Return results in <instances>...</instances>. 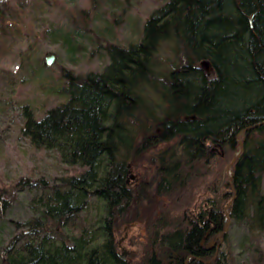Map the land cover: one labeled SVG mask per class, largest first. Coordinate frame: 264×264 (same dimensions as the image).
I'll list each match as a JSON object with an SVG mask.
<instances>
[{
  "label": "trees",
  "instance_id": "obj_1",
  "mask_svg": "<svg viewBox=\"0 0 264 264\" xmlns=\"http://www.w3.org/2000/svg\"><path fill=\"white\" fill-rule=\"evenodd\" d=\"M2 14L0 59L31 42L15 78L35 84L16 101L20 137L53 151L60 174L0 180V219L20 192L39 188L30 216L9 220L0 264H183L204 257L207 229L214 222L221 234L228 220L258 241L243 264H264V0L157 2L144 19L128 16L129 43L97 36L109 61L84 73L49 68L46 35ZM115 17L106 26L118 27ZM59 31L62 46L77 47L73 29ZM136 231L144 240L123 259L117 237Z\"/></svg>",
  "mask_w": 264,
  "mask_h": 264
},
{
  "label": "rangeland",
  "instance_id": "obj_2",
  "mask_svg": "<svg viewBox=\"0 0 264 264\" xmlns=\"http://www.w3.org/2000/svg\"><path fill=\"white\" fill-rule=\"evenodd\" d=\"M11 1V6L7 7L6 2L0 0L3 11L0 13H5L7 19L14 18L15 22L25 24L27 28L32 27L31 29L34 28L37 32L46 35L45 40L40 44V52H49L46 57L54 55V63L48 66L49 68L55 69L56 63L59 62L69 70L84 73L104 67L109 61L104 50L98 47L95 40L97 36L109 38L115 35L129 43L132 35L130 34L131 20L129 21L128 16L132 15L136 20L137 16L144 19L155 8L157 2L165 0H94L93 5L90 0ZM112 14L116 15L115 18L122 15L118 27L106 26L109 25L107 22ZM60 26L61 28L69 26L75 31L74 33L78 34L77 47L61 45ZM14 44L16 45L14 57L5 56L0 59V76L5 77L3 81H0V180L4 183H16L21 177L30 179L43 177L45 181L50 182L51 178L60 174L55 153L34 149L26 139L20 137L22 109L16 101L27 96V93L32 95L35 84H16L15 78L24 76V73L20 71L21 56L29 50L31 42L23 40ZM91 51H93L92 55L89 54ZM160 55L163 59H167L170 57V50L165 47ZM203 65L209 69L208 63ZM7 73L11 75L6 77ZM13 75H15L14 78H12ZM148 157L150 158V155ZM143 164L147 165V162ZM139 169L142 170L143 167ZM131 180H135L133 172H131ZM38 191L37 186L27 187L19 193L17 202L4 211V219H0V250L13 233V226L9 220L25 221L31 214L30 204ZM178 200L180 202V199ZM94 215V203H92L89 211L83 216L91 224L95 218ZM226 233L228 240L222 247L220 244L219 250V256L222 252L225 257L221 260L217 257L215 262L218 263L219 260L221 264H230L229 258L233 257L232 264H243L254 248L251 241L258 243L254 238L255 233L249 232L244 224H233L231 221ZM117 238H119L117 240L120 252L122 254L125 252L127 257L129 253L136 250L137 243L144 240V233L125 232L123 237ZM221 242H223L222 239ZM260 244L264 249V239L260 241Z\"/></svg>",
  "mask_w": 264,
  "mask_h": 264
},
{
  "label": "flooded vegetation",
  "instance_id": "obj_3",
  "mask_svg": "<svg viewBox=\"0 0 264 264\" xmlns=\"http://www.w3.org/2000/svg\"><path fill=\"white\" fill-rule=\"evenodd\" d=\"M220 232L217 230L216 224L213 222L211 229H207L204 237L198 244V251L202 252L204 257L196 255H187L183 264H212L219 255L220 250Z\"/></svg>",
  "mask_w": 264,
  "mask_h": 264
},
{
  "label": "water",
  "instance_id": "obj_4",
  "mask_svg": "<svg viewBox=\"0 0 264 264\" xmlns=\"http://www.w3.org/2000/svg\"><path fill=\"white\" fill-rule=\"evenodd\" d=\"M54 60H55L54 55H49V56H47V57L45 58V63H46L47 66H50V65H52V64L54 63ZM242 151H243V150H242V148H241L240 151L235 155V157H234L233 161L231 162V164L227 166L226 171H227V174H228V180H229V182H231V179H232L231 168H232V166H233L235 160H236V159L242 154ZM132 178H133V177H132ZM227 209H228V207H226V214H227ZM229 223H230V221L228 220V222H227L226 226L224 227V230L222 231V233L220 234V236H221L222 234L226 233V231L228 230ZM122 258H123V259L126 258V253H125V252L122 254ZM207 264H208V262H207Z\"/></svg>",
  "mask_w": 264,
  "mask_h": 264
}]
</instances>
